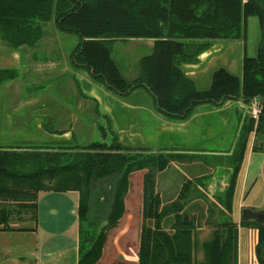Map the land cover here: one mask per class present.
<instances>
[{
	"label": "trees",
	"instance_id": "1",
	"mask_svg": "<svg viewBox=\"0 0 264 264\" xmlns=\"http://www.w3.org/2000/svg\"><path fill=\"white\" fill-rule=\"evenodd\" d=\"M53 10L59 29L81 40L74 54L78 66L92 70L95 81L104 83L119 96L146 86L168 120L185 121L202 104L220 107L229 99L242 98L247 104L261 99L257 119H243L229 157L232 172L224 193L217 198L223 221L202 244L201 264H237V225L228 215L252 135L253 151L264 154V0H0V33L14 48L32 44L38 23L48 20ZM249 18H256L260 29L256 55L243 57L240 77L219 68L212 75L210 87L199 91L181 66L197 63L198 56L214 41L244 39ZM116 39L155 41L152 54L140 59V78L134 82L124 79L111 59ZM15 77L14 71L0 69V83ZM36 149L0 147L1 230H13L8 220L15 207L24 210L35 223L39 193L76 192L77 264H96L102 255L106 231L123 214L130 174L148 169L143 175L137 264H193V250L198 247V217L176 219L167 232L159 226L160 215L154 213L159 203L153 168L162 170L169 159H182L184 155L130 156L113 153L123 150L120 145L104 143L82 145L78 150L83 152L78 153H41ZM99 180L115 183L112 208L101 228L88 220L90 187ZM152 216H157L153 229L146 225ZM241 226L257 230L255 256L257 264H264V226L254 222Z\"/></svg>",
	"mask_w": 264,
	"mask_h": 264
},
{
	"label": "rangeland",
	"instance_id": "2",
	"mask_svg": "<svg viewBox=\"0 0 264 264\" xmlns=\"http://www.w3.org/2000/svg\"><path fill=\"white\" fill-rule=\"evenodd\" d=\"M54 21L55 16L52 15L51 19L43 24L44 36L38 48L20 47L12 49L6 44H0V68H15L19 73L18 79L0 85V147L80 146L97 141L109 143L111 140L110 135L102 137L99 131V126L105 125V121L102 117L97 119L94 111L95 105L92 100L79 96L80 99L86 101L84 103V113L82 115L79 111L75 112L78 101L76 95H74L75 90L86 94L89 91L88 86L85 84L87 72L73 68L70 58L80 39L75 34L63 33L57 30ZM245 40L247 41V56H254L259 40L258 27L247 26L246 23ZM217 43L221 44L223 42ZM236 50L233 51L235 58L237 57ZM16 53L20 56L18 60L14 57ZM151 53L152 49L144 42H119L113 47L112 58L122 75L128 80H133L140 74V58ZM32 54L38 58L49 57L48 54L57 56L59 74L55 71V73L50 75L44 74L43 76H38L31 70L33 67L37 68L32 59ZM51 62V60H48L47 63L50 64ZM221 67L233 74L241 75V66L231 68L228 65H224L221 61H217L214 64L211 72ZM47 78H52V80L47 82ZM210 78L211 74L208 76V79ZM96 85V87L107 91L102 84L96 83ZM10 86L19 92V96L16 98V105L5 104L4 92ZM132 96L128 99V102L144 103L147 100L146 98L138 99ZM113 97L115 99L119 98L115 95ZM3 98L4 103L2 105ZM231 105L237 110L235 103ZM69 112L76 113V115L74 114L76 116L75 120L81 116L86 119L87 122L82 128H79L78 121L72 127H69ZM139 113L142 121L133 124L132 126L135 125V127L131 131L125 128L117 131L120 142L123 145L129 148L160 150L168 148L169 142L172 140L175 143L179 142L178 137H168L162 134L161 121L149 116L144 111H139ZM3 117L5 121L8 119V124L3 122ZM230 117L231 114L228 108L225 112L218 115L217 118L212 119L213 124L216 125L214 139L216 138L215 141L217 143L214 144V141L209 145L207 147L209 150H228L236 131L238 132L236 140H238L243 118L240 120V115L237 114L235 120L230 123ZM143 118H150V121ZM49 120L50 124L47 122ZM225 120L227 124L231 125L227 126L224 122ZM45 122L46 126L44 125ZM51 124L55 129L63 127L71 128L68 131H63L69 132V137L64 138V134L55 135L48 132L47 130L52 129ZM39 127H43V129H39ZM128 132H131L133 135L127 134ZM221 157L205 156L204 154L198 156L184 154L182 159L178 157L169 159L168 164L162 170L153 168L155 194L158 197L159 203L158 206L157 204L155 205L154 213L160 215L161 222L159 226L163 231L170 232L169 225L183 216L191 218L196 215L200 220L205 218L212 220L214 218L215 208H217L215 199L222 196L226 186L224 189L222 188L223 191H218L214 187H217L221 183L227 185L232 172L229 157L226 156L222 158L223 160ZM146 170L148 169H140L132 173L129 188L123 197V214L119 221L106 231L102 255L96 264H135L134 258L137 257L138 253L139 232L142 220L143 175ZM104 182L99 181L94 187H99L102 183L105 188L109 187L108 183L105 184ZM263 182L264 180L259 179L258 184L252 191L251 195L255 199V206L259 204L262 206L261 198L264 190L262 191L261 188L264 189ZM256 191L260 192L258 197ZM107 195L109 193L102 194L98 190L95 192L96 198L91 201L90 217H102L104 219L109 214L111 205L109 201L111 197L109 195L108 198ZM100 196L103 200H100ZM71 197L76 196L70 193L41 192L38 194L37 219L35 223L30 220V215H27L24 210L16 207L11 209L12 215L8 223H14L13 226L17 224V227L21 228H37L39 234H44L49 230V219H56L57 217L61 219L66 218L68 225L71 221H74L71 228L72 233L69 232L67 234L74 237L76 234V219L74 215H70L72 214L69 210L70 201L64 202L65 198L71 199ZM52 211H55L54 218L51 214ZM218 216L222 217L221 215ZM156 218L157 216H152L146 222L147 227L153 229L156 224ZM219 221L222 222L223 219ZM104 224L105 222H102L99 228ZM210 237L211 235L208 233L205 236H201V239L209 240ZM251 240L252 248L254 246L255 252L257 233L256 237H252ZM249 247H251V242L249 243Z\"/></svg>",
	"mask_w": 264,
	"mask_h": 264
},
{
	"label": "crops",
	"instance_id": "3",
	"mask_svg": "<svg viewBox=\"0 0 264 264\" xmlns=\"http://www.w3.org/2000/svg\"><path fill=\"white\" fill-rule=\"evenodd\" d=\"M248 21L249 19L247 20V26ZM143 42L147 44L151 49H153L152 41H142L141 43ZM219 42L223 43L214 44L209 50L205 51L202 55H200L197 64L183 66V71L185 72L187 77L194 82L198 90H206L209 88L212 75L216 70H214L213 72L211 71L217 61H221L224 65H228L231 68H236L238 66H242L243 57L247 55V41H244V39L232 42ZM234 50L237 51L236 58L233 54ZM16 54L14 57L16 59H20V56ZM49 68L52 71H57L59 67L56 64H53L50 65ZM210 74L211 78L208 79V76H210ZM236 76L240 77L241 75ZM96 88L100 89V87ZM93 90L94 87L91 88V94L96 95L95 91ZM100 90L105 93V95L108 97L107 101H109L108 103L106 102L102 104L103 108L101 110L105 115L111 118L117 131L121 130V128L129 129L131 131V129L135 127V125L132 126L133 124H137V122L139 123L142 121L139 111H144L149 114V116L161 121L162 134H165L168 137H178V147L175 148L174 145L176 143L174 142V140H172L171 142H169L168 148H163L167 150V152L171 150H176L184 154H194L195 156L204 154L205 156H222V158H224L230 155L232 148L234 147L238 134L237 131L227 152H218L206 148L211 145L216 139H214V131L216 129V125L213 124L212 119L217 118L218 115L225 112L229 108L231 114L230 123H232L235 120V116L237 114H239L240 112L241 114H243V108L242 105H240V100L238 102H234L236 104L235 106H237V110H235L232 105H230V103L225 104L221 108H214L209 105H203L195 108L190 118L186 121H167V119H165L161 114L157 112L153 99H151L145 91H137L133 94L132 97H136L138 99L146 98V102L133 103L126 102L121 99H115V97L107 95L105 90ZM4 95L6 105H16V98L19 96V92L14 90V87H7L6 91L4 92ZM74 95H76L78 99L77 106L75 107V112L79 111L80 114L83 115L84 103L86 101L80 99L77 93H74ZM3 103L4 98L2 105ZM17 107L19 109V105ZM75 112L68 113L69 127H72V125L77 123L78 121L79 128H82L87 121L83 116H77L78 118L75 120ZM143 119H148L150 121V118ZM10 121H12V119H10ZM3 122H6L8 124V119L7 121H5V118L3 117ZM224 122L227 124L226 120ZM192 124L194 125V127H191ZM228 125L231 124L228 123L227 126ZM39 129H43V127H39ZM56 129L57 131L63 132L64 130L68 131L71 128L63 127ZM127 134H130L131 136L133 135L131 132H128ZM63 136H65L64 138L69 137V132H66ZM253 141L254 136L252 135L247 145L244 159L238 174L237 184L233 197L232 212L228 215V219L237 225V264H257L254 246L252 248L251 240L252 237H256L257 231L253 228L241 226L240 222L241 212L243 209L249 208L253 211H256L255 209L264 210V189L261 188L263 191L261 198L262 206H260V204L255 206V199L251 195L253 189L258 184L259 179L264 180V154L253 151ZM215 143L217 142L215 141L214 144ZM191 146L199 148H187ZM262 185H264V182ZM225 186L226 185L224 183H221L220 185L214 188H216V190L218 191H223L222 188L224 189ZM69 193L74 194L76 196L71 197V199H64V202L68 200L70 201L69 210L72 213L70 215H74L76 219V234L74 235V237L67 235L69 232L72 233L71 228L74 221H71V223L68 225L66 218L61 219L60 217H55L56 219H49V230L44 234H39L37 228H29L30 230L24 231L23 228L17 227V224L16 226H13L14 223H11L10 227L13 230L4 231L0 228V264H77L79 230L77 207L79 195L76 192ZM259 193V191H256L257 197L259 196ZM215 209L216 212L214 213L215 215L212 220L207 218L200 220V218L198 217V247L196 248V250H193V264H201L204 260L202 244L207 240H202L201 236H205L208 233L211 235L216 224L221 223L219 220H221L223 217H219L218 215H220V209L222 208L221 206L217 205V208ZM51 214L54 218L55 211H52ZM195 216L196 215H194L193 217ZM250 242L251 247H249ZM137 262L138 259L137 257H135L134 263L137 264Z\"/></svg>",
	"mask_w": 264,
	"mask_h": 264
},
{
	"label": "flooded vegetation",
	"instance_id": "4",
	"mask_svg": "<svg viewBox=\"0 0 264 264\" xmlns=\"http://www.w3.org/2000/svg\"><path fill=\"white\" fill-rule=\"evenodd\" d=\"M52 15H54L55 16V21H54V25H55V27H56V29L57 30H59L60 32H63V33H67V32H64V31H61L60 29H59V27H58V25H57V17H56V13H55V11L53 10L52 11V13H51V15H50V17H49V19L48 20H46V21H41V22H39L38 23V28L39 29H37V36H35L34 37V42L32 43V44H22V45H19L18 47H16V48H14V47H12L11 46V44H9L3 37H2V35H1V33H0V44H6V45H8L10 48H12V49H18V48H20V47H29V48H32V49H35V48H38L39 47V45H40V41L42 40V38H43V36H44V32H43V24L45 23V22H47V21H49L50 19H51V17H52ZM68 34H71V33H68ZM79 37V36H78ZM80 39V38H79ZM135 42V41H152L153 42V48H154V40H151V39H144V40H136V39H126V40H123V39H116L114 42H113V45H112V51H111V59L113 60V58H112V53H113V47L117 44V43H125V42ZM80 42H81V40H79V42H78V44H77V46L75 47V49L73 50V52L71 53V63H72V66H73V68H75V69H77V70H81V71H85V72H87V77H85V84H86V86H88V88H89V91L87 92V94L86 93H80L79 91H77V90H75V93H77V95L78 96H81L82 98H85V99H87V100H92V102L94 103V111H95V113H96V117H97V119H100L101 117L104 119V121H105V125H100L99 126V131L101 132V135H102V137H106L107 135H110V137H111V140H110V142L109 143H107V142H104V141H97V142H91V143H104V144H106V145H108V146H111V145H113V144H118V145H120L121 147H123V150H120V151H113V153H119V154H124V155H130V156H134V155H142V156H152V155H184V153H181V152H178V151H168L167 152V150H165V149H160V150H152V149H149V148H129V147H127V146H125V145H123L121 142H120V138H119V134L117 133V129H116V127L114 126V124H113V122H112V120H111V118L109 117V116H107V115H105L103 112H102V108H103V106H102V104L103 103H108L109 101H107V99H108V97L105 95V93L102 91V90H100V89H98V88H96V83H98V84H102L106 89H107V91H106V93H107V95H109V96H112L113 97V95H115V96H117V97H119L121 100H123V101H126V102H128V99L135 93V92H137V91H142V92H146L148 95H149V97L151 98V99H153V102H154V105H155V108H156V110H157V112L159 113V114H161L163 117H164V115H163V113L159 110V108H158V106H157V104H156V101H155V98H154V96L152 95V93H151V91L145 86V87H141V88H138V89H135V90H133V91H131L130 92V94L129 95H127V96H119L118 94H116V93H114V92H112L111 90H109V88L104 84V83H101V82H97V81H95L94 79H93V71L92 70H88V69H86V68H84V67H80V66H78L76 63H75V60H74V54H75V52H76V49L78 48V45L80 44ZM217 42H219V41H214L213 43H212V45L213 44H216ZM226 42H230V41H226ZM43 44H44V42H43ZM45 46V45H44ZM48 47V46H47ZM50 47V46H49ZM211 48V47H210ZM209 48V49H210ZM49 49V48H48ZM48 52H50V50H48ZM152 52H153V49H152ZM204 53V52H203ZM202 53V54H203ZM152 54V53H151ZM151 54H149V55H151ZM201 54V55H202ZM49 55V57H46V58H44V57H37L36 55H34V54H32L31 56H32V59L34 60V64H36V65H38L37 66V68L36 67H33V68H31V70L34 72V73H36L38 76H43L44 74H48V75H50V74H53V73H55V71L56 70H51L50 68H49V66L50 65H53V64H56L57 66H58V58H57V56H54L53 54H48ZM149 55H146V56H143V57H147V56H149ZM200 56V55H199ZM199 56H198V61H199ZM143 57H141L140 59H142ZM48 60H51L52 62L49 64V63H47L48 62ZM140 61V60H139ZM198 61H197V63H198ZM113 62L115 63V65L117 66V64H116V62L113 60ZM197 63H195V64H197ZM190 65H194V64H190ZM35 66V65H34ZM42 66H43V68H42ZM183 66H185V65H182L181 66V68H182V70H183ZM48 67V68H47ZM59 67V66H58ZM118 67V66H117ZM139 68H140V65H139ZM0 69H8V70H12V71H14L15 73H16V77L13 79V80H16V79H18L19 78V73L17 72V70L15 69V68H0ZM119 69V68H118ZM219 69V68H218ZM119 71H120V69H119ZM56 72H58V74H59V69H57V71ZM184 72V71H183ZM215 72V71H214ZM120 73H121V71H120ZM141 73V72H140ZM231 73V72H230ZM184 74H185V72H184ZM233 74V73H232ZM121 75H122V73H121ZM186 75V74H185ZM123 76V75H122ZM186 77H187V75H186ZM49 78V77H48ZM47 78V79H48ZM123 78L124 79H126L124 76H123ZM140 78V74L138 75V77H136L135 79H133V80H128V79H126L128 82H134V81H136V80H138ZM13 80H8V81H4V82H2V83H6V82H9V81H13ZM52 80V78H50V79H48L47 80V82L48 81H51ZM211 81H212V79H211ZM2 83H0V85L2 84ZM88 83H90V84H88ZM210 85H211V83H210ZM92 87H94V90L93 91H95V94L96 95H92L91 94V88ZM196 87V86H195ZM210 87V86H209ZM197 88V87H196ZM207 90V89H206ZM199 91H204V90H199ZM109 92V93H108ZM110 94H113V95H110ZM118 98V99H119ZM241 99V100H240ZM240 99H237V100H232V99H229V100H226V101H224L223 102V105L222 106H220V107H215V106H213V105H211V104H202V105H199V106H203V105H209V106H212V107H215V108H221V107H223L225 104H227V103H230V105H231V103H234V102H238L239 100H240V105H242V107H246L247 109H248V111H247V113H246V115H245V117H248V116H251L250 115V110L252 109V107L253 106H257V107H259V109H260V106H261V99L260 98H255V99H253L250 103H245L244 101H243V99L242 98H240ZM199 106H197V107H199ZM196 107V108H197ZM194 111V110H193ZM243 111V114H241V112L239 113V115H240V120L243 118V115H244V110H242ZM193 113V112H192ZM165 118V117H164ZM190 118V117H189ZM188 118V119H189ZM165 119H167V118H165ZM187 119V120H188ZM168 120V119H167ZM186 121V120H185ZM49 124H50V120L49 121H47ZM96 123H98V122H96ZM45 126H46V122H45V124H44ZM52 125V124H51ZM52 129L51 130H47L48 132H51V133H53V134H55V135H63V134H65L66 132H62V131H57V129H55L54 128V126L52 125V127H51ZM45 131H46V129H44ZM237 141V140H236ZM91 143H89V144H91ZM86 145H88V144H86ZM80 146H82V145H80ZM79 145H58V146H53V147H45V146H43V147H37V152H41V153H45V152H50V153H53V152H55V153H57V152H61V153H78V152H83V150H78L79 149V147H80ZM83 146H85V145H83ZM231 156V154L228 156V157H230ZM221 159H222V157H221ZM223 160V159H222ZM133 173V172H132ZM132 173L130 174V176H129V183H130V177H131V175H132ZM100 181V180H99ZM99 181H95L92 185H91V187H90V191H91V195H90V197H89V200H88V209H89V211H88V220L91 222V223H97V224H100L101 225V223L102 222H104L103 220H105L107 217H108V215L110 214V211H111V208H112V204H113V194H114V191H115V183L114 184H110L109 182H107V180H102V181H105L104 183L106 184V183H108V186L109 187H104L103 185V183H102V185L101 186H99V187H94ZM100 185V184H99ZM98 190V192H100V193H109V195H110V197H111V199H110V203H111V205H110V210H109V214L108 215H106V217H104V219L102 218V217H99V218H92V217H90L91 215H90V210H91V201L92 200H95V192ZM109 195H107V197L109 198ZM101 197V196H100ZM103 200V198L101 197L100 198V200ZM78 208V207H77Z\"/></svg>",
	"mask_w": 264,
	"mask_h": 264
},
{
	"label": "water",
	"instance_id": "5",
	"mask_svg": "<svg viewBox=\"0 0 264 264\" xmlns=\"http://www.w3.org/2000/svg\"><path fill=\"white\" fill-rule=\"evenodd\" d=\"M251 21H254V22H251ZM248 26H251V27H258V29H259V24H258V20L255 18L254 20L253 19H251V18H249V23H248ZM248 31V30H247ZM259 40H260V29H259ZM259 40H258V43H259ZM258 43H257V46H256V52H257V47H258ZM209 50V49H208ZM255 52V53H256ZM17 55V54H16ZM14 56H15V54H14ZM247 56V55H246ZM248 57H254V56H248ZM16 59V58H15ZM16 60H18V59H16ZM222 68V67H221ZM235 75V74H234ZM241 100V99H240ZM215 108V107H214ZM243 108V110H244V115H243V119L245 118V115H246V113H247V111H248V109L246 108V107H242ZM242 122H243V120H242ZM191 127H194V125L192 124V126ZM177 144H179V143H176L174 146H175V148H177L178 147V145ZM235 144H236V141H235ZM235 144H234V146H235ZM58 146V145H57ZM182 146H184V145H182ZM46 147V146H45ZM47 147H50V146H47ZM187 148H199V147H195V146H191V147H187ZM207 148V147H206ZM230 148V147H229ZM208 149V148H207ZM233 149H234V147H233ZM233 149H232V151H231V153L230 154H232V152H233ZM229 150V149H228ZM228 150H226V151H220V150H216V151H218V152H227ZM226 187H227V185H226ZM215 203L217 204V205H219V206H221L218 202H217V199H215ZM222 208V207H221ZM241 221V223H246V222H254V223H257V224H259V225H262V226H264V210H258V211H253V210H251V209H249V208H245V209H243L242 210V212H241V219H240Z\"/></svg>",
	"mask_w": 264,
	"mask_h": 264
},
{
	"label": "built area",
	"instance_id": "6",
	"mask_svg": "<svg viewBox=\"0 0 264 264\" xmlns=\"http://www.w3.org/2000/svg\"><path fill=\"white\" fill-rule=\"evenodd\" d=\"M259 113H260V109L256 105L253 106L252 109L250 110V115L255 119H257Z\"/></svg>",
	"mask_w": 264,
	"mask_h": 264
}]
</instances>
